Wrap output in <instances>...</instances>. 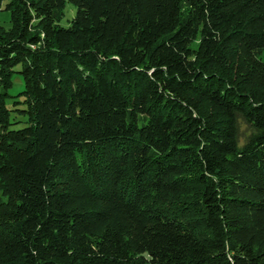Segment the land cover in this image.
Here are the masks:
<instances>
[{
  "label": "trees",
  "instance_id": "1",
  "mask_svg": "<svg viewBox=\"0 0 264 264\" xmlns=\"http://www.w3.org/2000/svg\"><path fill=\"white\" fill-rule=\"evenodd\" d=\"M7 10L0 264H264V0Z\"/></svg>",
  "mask_w": 264,
  "mask_h": 264
},
{
  "label": "rangeland",
  "instance_id": "2",
  "mask_svg": "<svg viewBox=\"0 0 264 264\" xmlns=\"http://www.w3.org/2000/svg\"><path fill=\"white\" fill-rule=\"evenodd\" d=\"M9 4V0H0V26L4 27L5 29L11 28V13L7 10V6ZM76 7L71 5L70 3H67L65 8V15L62 18L60 25L62 27H69L71 20L76 15ZM24 80L23 77L20 74H14L13 76V87L8 91L10 97L7 99V106L11 110H15L16 108L22 109L23 106L21 104H16V102H20L23 100L22 96L20 94L24 91ZM3 92V88L0 85V93ZM25 117L20 115L18 112L14 111L11 113V121L12 123L18 122L17 125L14 126V128H22L25 126ZM244 134H248L247 128H242V137ZM2 195L0 193V199H2ZM5 200V198H3Z\"/></svg>",
  "mask_w": 264,
  "mask_h": 264
}]
</instances>
